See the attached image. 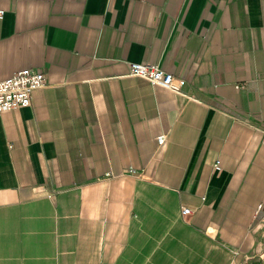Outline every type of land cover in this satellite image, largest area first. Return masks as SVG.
I'll return each mask as SVG.
<instances>
[{"label": "crops", "instance_id": "crops-1", "mask_svg": "<svg viewBox=\"0 0 264 264\" xmlns=\"http://www.w3.org/2000/svg\"><path fill=\"white\" fill-rule=\"evenodd\" d=\"M0 10V81L47 82L0 113V264L261 261L264 0ZM131 62L186 83L153 85Z\"/></svg>", "mask_w": 264, "mask_h": 264}, {"label": "built area", "instance_id": "built-area-1", "mask_svg": "<svg viewBox=\"0 0 264 264\" xmlns=\"http://www.w3.org/2000/svg\"><path fill=\"white\" fill-rule=\"evenodd\" d=\"M4 13L0 10V18L4 16ZM130 75L142 78L153 85L169 89L175 93H179L186 83L184 79L176 78L173 74L166 72L155 64L131 62ZM46 87L45 74L32 69L20 70L12 77L0 81V113L30 106L33 93ZM241 87L243 86H238V88ZM157 141L162 145L166 141V136H160ZM183 213L189 214L191 210L185 208ZM262 213L261 221L264 220V204H259L257 216ZM260 259L264 264V258L261 257Z\"/></svg>", "mask_w": 264, "mask_h": 264}, {"label": "rangeland", "instance_id": "rangeland-1", "mask_svg": "<svg viewBox=\"0 0 264 264\" xmlns=\"http://www.w3.org/2000/svg\"><path fill=\"white\" fill-rule=\"evenodd\" d=\"M264 230V229H263ZM263 258H264V256H263ZM257 264V263H256ZM258 264H263V261H260V262H258Z\"/></svg>", "mask_w": 264, "mask_h": 264}]
</instances>
